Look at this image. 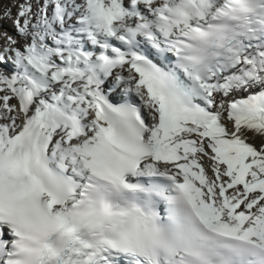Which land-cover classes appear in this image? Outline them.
I'll use <instances>...</instances> for the list:
<instances>
[{
  "label": "snow or ice",
  "instance_id": "6c2138e0",
  "mask_svg": "<svg viewBox=\"0 0 264 264\" xmlns=\"http://www.w3.org/2000/svg\"><path fill=\"white\" fill-rule=\"evenodd\" d=\"M0 20V264H264V0Z\"/></svg>",
  "mask_w": 264,
  "mask_h": 264
},
{
  "label": "bare ground",
  "instance_id": "6f19581e",
  "mask_svg": "<svg viewBox=\"0 0 264 264\" xmlns=\"http://www.w3.org/2000/svg\"><path fill=\"white\" fill-rule=\"evenodd\" d=\"M6 3H7V0H6ZM1 27L3 28V31H7V32L13 31L11 20H2Z\"/></svg>",
  "mask_w": 264,
  "mask_h": 264
},
{
  "label": "rangeland",
  "instance_id": "374dc122",
  "mask_svg": "<svg viewBox=\"0 0 264 264\" xmlns=\"http://www.w3.org/2000/svg\"><path fill=\"white\" fill-rule=\"evenodd\" d=\"M5 3H6V0H5ZM1 22H2V20H0V32H3V28L1 27ZM8 33L14 34L13 31H9Z\"/></svg>",
  "mask_w": 264,
  "mask_h": 264
}]
</instances>
